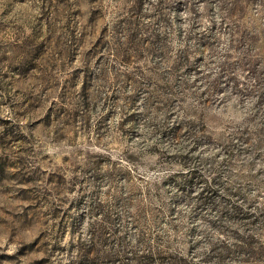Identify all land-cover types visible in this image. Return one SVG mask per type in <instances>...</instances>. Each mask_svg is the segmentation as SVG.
<instances>
[{
	"label": "rangeland",
	"instance_id": "1",
	"mask_svg": "<svg viewBox=\"0 0 264 264\" xmlns=\"http://www.w3.org/2000/svg\"><path fill=\"white\" fill-rule=\"evenodd\" d=\"M0 264H264V0H0Z\"/></svg>",
	"mask_w": 264,
	"mask_h": 264
}]
</instances>
